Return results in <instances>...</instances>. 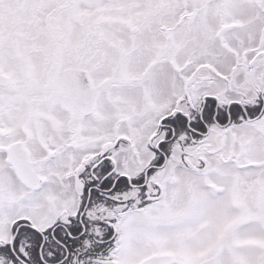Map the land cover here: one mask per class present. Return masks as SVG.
I'll return each instance as SVG.
<instances>
[{
  "label": "snow or ice",
  "instance_id": "snow-or-ice-1",
  "mask_svg": "<svg viewBox=\"0 0 264 264\" xmlns=\"http://www.w3.org/2000/svg\"><path fill=\"white\" fill-rule=\"evenodd\" d=\"M0 264H264V0H0Z\"/></svg>",
  "mask_w": 264,
  "mask_h": 264
}]
</instances>
